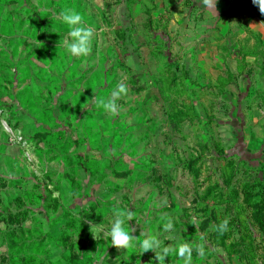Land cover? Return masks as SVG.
<instances>
[{
	"label": "rangeland",
	"instance_id": "rangeland-1",
	"mask_svg": "<svg viewBox=\"0 0 264 264\" xmlns=\"http://www.w3.org/2000/svg\"><path fill=\"white\" fill-rule=\"evenodd\" d=\"M63 8L93 29L87 56L66 53ZM119 83L113 116L92 98ZM116 210L165 264H184L180 243L191 264H264L252 0H0V264H158L111 245Z\"/></svg>",
	"mask_w": 264,
	"mask_h": 264
},
{
	"label": "clouds",
	"instance_id": "clouds-1",
	"mask_svg": "<svg viewBox=\"0 0 264 264\" xmlns=\"http://www.w3.org/2000/svg\"><path fill=\"white\" fill-rule=\"evenodd\" d=\"M216 3V0H214ZM252 3L258 6L260 12L264 14V0H252ZM202 4L207 7L210 4V0H202ZM60 21L67 26V37L64 42V48L66 53L72 57L87 56L90 51V45L92 43L93 29L88 26L85 22L83 15L70 8H63L58 13ZM127 88L123 83H119L117 88L112 91L111 99L97 98L95 99L97 104L100 105L106 112L111 113L116 116L120 111V107L117 104V99L122 95L126 94ZM132 219L131 210H116L113 212V220L110 229L106 231V235L111 241V245L117 249H124L128 251L129 249H138V253H144L146 251L152 250L155 252V260L158 264H165V258L170 255V248L167 246L161 247V243L158 238L153 235L141 240L134 242V237L131 234V229L126 221ZM228 220H223L219 225H217L216 230L223 234L228 229ZM96 225L92 226L94 228ZM173 225L171 220L163 225L165 230L172 229ZM104 231V229H100ZM93 238L97 239V236L93 234ZM160 248L159 252L156 249ZM175 254L178 257L184 259V264H191L193 248L188 243H180L175 248ZM199 251V249H197ZM128 257L123 260L125 264H128ZM99 264V262H98Z\"/></svg>",
	"mask_w": 264,
	"mask_h": 264
}]
</instances>
